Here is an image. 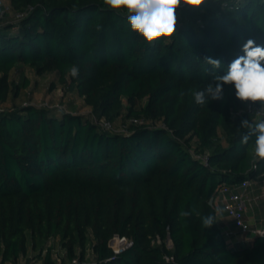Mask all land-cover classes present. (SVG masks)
Listing matches in <instances>:
<instances>
[{"label": "trees", "instance_id": "16d2710c", "mask_svg": "<svg viewBox=\"0 0 264 264\" xmlns=\"http://www.w3.org/2000/svg\"><path fill=\"white\" fill-rule=\"evenodd\" d=\"M7 5L0 264H264V235L231 245L218 221L201 224L223 185L264 178V161L240 143L250 104L228 85L222 99L203 106L189 93L212 82L205 57L219 60L223 75L247 39L264 45V3L249 0L239 11L237 0L181 5L171 43L152 45L102 0H7L0 9ZM73 64L76 77L67 71ZM26 70L34 87L27 75L17 78ZM46 74L50 87L77 94L89 112H71L61 100L42 101L65 108L33 104L30 94ZM94 117L128 124L129 132L103 130ZM181 210L192 215L181 218ZM115 236L133 243L117 253Z\"/></svg>", "mask_w": 264, "mask_h": 264}, {"label": "clouds", "instance_id": "9594fccd", "mask_svg": "<svg viewBox=\"0 0 264 264\" xmlns=\"http://www.w3.org/2000/svg\"><path fill=\"white\" fill-rule=\"evenodd\" d=\"M107 9L126 15L127 23L132 32L138 34L143 41L152 45L162 41L170 44L177 32V10L181 5L200 8L207 0H102ZM219 3V0H216ZM249 0H237L234 9L247 6ZM264 3V0H260ZM242 55L233 59L223 75L215 70L221 68V62L205 57L204 63L211 66L212 82L203 89L191 88L189 93L198 105H206L210 100L223 98L225 85L234 88L235 98L245 104L256 105V110L249 118L241 120L239 128L245 130L240 143L249 146L255 161H264V45L256 44L254 39H247L241 48ZM72 77L79 74V68L73 64L68 66ZM183 96V93H181ZM251 141V143H250ZM225 209L215 208L214 214L201 217L203 228H211L222 216ZM191 211L181 210L179 216L188 218Z\"/></svg>", "mask_w": 264, "mask_h": 264}, {"label": "built area", "instance_id": "2783aa9c", "mask_svg": "<svg viewBox=\"0 0 264 264\" xmlns=\"http://www.w3.org/2000/svg\"><path fill=\"white\" fill-rule=\"evenodd\" d=\"M9 10V6L7 5L5 8L0 9V18H2L5 15V12ZM27 10H22L16 12L14 15L16 18H21L24 15H26ZM33 104H36L37 106H49V107H60V108H65L64 105L54 102V103H49L47 101H41V102H32ZM26 104V103H25ZM6 108L0 104V112L5 111ZM256 110V106L250 104L248 106V111L249 112H254ZM94 122L100 126L101 129L111 131V132H117V133H128V124H116L112 122L111 120H108L105 117H94L93 118ZM129 122L136 123V124H142L144 122L143 118L140 117H131ZM204 159V157H203ZM253 183V180L247 179L243 183L240 184L243 194L241 197L236 196L234 194L230 196H224V200L228 201L227 203V209L229 210L230 214L234 217L235 223L238 226V231L240 233L246 234V235H264V228H255L252 229L251 227L248 226L244 219V214L243 211L248 210L249 206H253L255 203H259L256 200H250L248 198H245V191L247 190L248 187H250ZM214 202L218 205V200L216 197H214ZM231 202H237V205H234V203ZM224 233L226 237L231 236L234 233V230L232 228H223ZM112 241H116L115 245H110L114 248L115 252H121L122 250L130 247L132 245V241L129 240L127 237L123 236H115L112 238ZM111 242V241H110ZM77 259H74L73 262H77Z\"/></svg>", "mask_w": 264, "mask_h": 264}, {"label": "crops", "instance_id": "0c3cea01", "mask_svg": "<svg viewBox=\"0 0 264 264\" xmlns=\"http://www.w3.org/2000/svg\"><path fill=\"white\" fill-rule=\"evenodd\" d=\"M7 0H0V4L6 3ZM27 75L32 80V84L30 87H34L35 76L30 70H26L25 74H20L18 76ZM17 76V77H18ZM39 86V83H38ZM38 86H35L34 91L37 90ZM30 87L24 89L26 91ZM81 100V99H80ZM117 122H120L121 119L117 118ZM236 195L241 197L243 194L242 188L240 185L235 186H225L223 185L217 195L216 199L218 200V207L225 209L222 216L218 217V222L222 225L223 228H232L234 233L227 237L228 241L231 245H243V244H250L252 242V236L240 233L238 231V226L235 223L234 217L230 214L229 210L227 209L228 201L224 200V196ZM260 198V203H258L253 209L245 210L244 218L247 221L252 229L255 228H264V178H257L253 180V183L250 187L247 188L245 191V198ZM234 205H237V202H231ZM253 213V214H250Z\"/></svg>", "mask_w": 264, "mask_h": 264}, {"label": "rangeland", "instance_id": "374dc122", "mask_svg": "<svg viewBox=\"0 0 264 264\" xmlns=\"http://www.w3.org/2000/svg\"><path fill=\"white\" fill-rule=\"evenodd\" d=\"M20 77L21 76H18L17 78L20 79ZM51 81H52V75H50V74H46V75H44V76L39 78V86H38L37 90H35V91L33 90L31 92V94H30L33 97L32 98L33 101L39 103V102H41L42 100H45V99H53V100H56V101L57 100H61V101L65 102V104L68 107V110L71 111V112L72 111L76 112V110H78L79 113H84V114L89 112V109L82 105V101L77 96V94H71V93L65 92V90L60 85H58L56 88L50 87ZM28 94H29L28 92H25L22 95V97L26 98L28 96ZM248 199H250V200L254 199V200L258 201L259 203L261 202L260 198L248 197ZM257 204L258 203H255L253 206H249L248 211L250 209H253ZM244 212L245 211H243V214H244ZM250 214H253V213H250ZM246 223L248 224L249 227H251V225L247 221H246ZM110 243L112 245H115L116 241L114 242V241L111 240ZM167 244H168L169 247H172V241L171 240H168ZM86 260H88L87 257H86ZM8 264H11V263H8ZM18 264H36V262H32V261H30V262L28 261L27 262L26 258H22L18 262Z\"/></svg>", "mask_w": 264, "mask_h": 264}]
</instances>
